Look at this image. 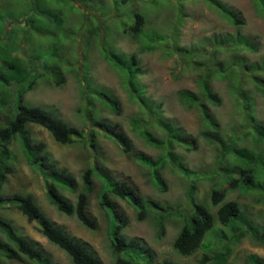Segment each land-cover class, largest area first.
I'll list each match as a JSON object with an SVG mask.
<instances>
[{
	"label": "trees",
	"instance_id": "trees-1",
	"mask_svg": "<svg viewBox=\"0 0 264 264\" xmlns=\"http://www.w3.org/2000/svg\"><path fill=\"white\" fill-rule=\"evenodd\" d=\"M132 1L134 0H0V4L4 5H0V11H13L5 22L0 16V209L13 204L21 216L32 223L50 244L66 254L71 264H104L91 245L71 236L50 220L30 194L14 193L10 197L4 196V185L8 176L15 171L12 165L15 156L10 147L13 142H17L28 165L40 175L49 204L60 214L75 217L89 230L98 228L89 204V198L94 196L106 215L107 236L114 264L175 263L169 260L157 261L156 253L150 246L141 239L128 238L122 233L126 218L117 209L112 198L129 202L136 211L138 221L152 217L156 227L160 229V237L164 235L166 220L177 216L181 221L182 218L180 231L172 243L173 251L186 258L203 248L204 255L197 260V264H227L234 247L244 237L249 238L252 245L264 247V228L238 202L225 200L228 191L239 190L253 195L264 204V120H258L255 109V97L264 96V56L260 62L252 64L241 55V52L257 53L260 49L259 42L256 37L242 32L245 20L232 6L220 0H207L234 27V33L214 35L210 40L207 39L210 51L206 53H203L204 42L194 49L176 44L171 49L187 68H191L192 64L197 65L196 60L202 57L206 62V72L197 79L198 91L181 89L175 93V97L183 109L197 110L200 113L199 137L214 146L218 154L214 161V175L219 177L221 183L228 184L227 189L212 188L210 191L209 202L216 209L213 213L208 206L196 199L195 182L200 179V174L189 169L175 150L176 147L195 150L197 138L187 134L174 119L166 117L162 111V103L146 96L145 87L138 78L142 69L137 55L118 50L109 39L113 37L115 30L133 41H139L140 51L156 48L161 42L163 33L146 26L149 11H131L127 8ZM150 1L154 3L158 0ZM177 1L179 20L174 25V30H178L183 21L184 0ZM251 1L256 12L264 18V0ZM9 2L12 3L9 5ZM75 2L92 14L94 10L100 11V16L106 17L102 20L114 17L117 26H113V30L109 27L104 33L105 39L97 41L105 23H100L101 19L95 15H89L84 17L79 26V31L85 28L88 32L62 40L68 34L62 28L69 14L76 10ZM27 7H31L27 13L31 11L32 15L43 16L53 29L47 32L53 35L51 47L43 54L38 53L34 46L28 48L31 43L28 31L32 24L38 27L37 17L33 16L36 20H31V16H28L31 13L20 15L14 12L15 9H22L23 12ZM90 20L94 23H90ZM23 31L24 36L20 38L19 33ZM59 33L62 34L61 37H55ZM92 41H95L101 58L120 76L122 88L139 107V114L130 118L133 129L139 131L147 144L162 153L155 160L143 154H136V158L148 169V175L160 191L166 189L160 173L166 164L183 172V177L188 181V207L183 211L142 196L127 179H119L104 164L97 139L100 135L116 142L124 154H132L133 146L118 123L101 115L103 110L119 115L120 103L110 90L95 86L92 82L86 59ZM70 42L83 44L82 62L75 60L74 65L71 63L72 68L66 71L72 72L69 74L77 80L81 89L82 101L77 112L84 128L62 120L53 109L30 104L24 99L37 84H46L50 89L61 88L66 84L63 63L59 60L65 59L69 63L68 53L63 55L60 49L67 47ZM163 46L165 47L164 44ZM226 54H229L228 57L222 58ZM71 57L77 58L75 50H72ZM244 72L251 75H244ZM215 80L226 84L229 95L235 100L238 115L244 116V122L230 134L221 130L212 111L222 103L219 94L212 89V82ZM139 120L143 121L144 126L139 125ZM29 125L45 129L60 145L70 146L81 142L89 150L91 161L87 162V167L81 174V186L66 168L59 166L43 142L34 140ZM153 126L164 134L163 138L152 132L149 127ZM236 130H241L239 135ZM67 193L76 195L74 201L70 200ZM206 238L208 243H205ZM246 261L249 264H264V260L257 255H250ZM7 262L56 264L47 252L22 235L12 221L0 216V264Z\"/></svg>",
	"mask_w": 264,
	"mask_h": 264
},
{
	"label": "rangeland",
	"instance_id": "rangeland-1",
	"mask_svg": "<svg viewBox=\"0 0 264 264\" xmlns=\"http://www.w3.org/2000/svg\"><path fill=\"white\" fill-rule=\"evenodd\" d=\"M220 1L232 6L244 18L245 24L242 26V32L251 37H256L259 42L260 49L257 53L241 52V55L252 64L260 62L259 60L264 56V18L256 12L251 0ZM11 3L9 2V5ZM25 3L26 1H24ZM178 3L177 0H158L154 3H151L150 0H134L127 7L131 11L147 9L148 13H150L146 25L147 28H153V31H161L163 33L161 42L153 49L140 51L139 41H133L113 30V26H117L115 24L117 21L114 17L102 20V18L106 17L100 16V11L94 10V14H92L91 11L88 12L84 6H80L77 2H75L76 10L69 14L70 16L62 28L63 31L68 32L67 36L62 40H69L73 35L78 36L79 33L84 34L88 32L85 28L79 31V26L82 25L84 17L95 15L101 19L99 20L100 23H105L99 33L100 39L98 38L97 41L102 38L105 39L104 33L110 27V30L114 32L113 37L109 38L112 44L126 54L137 55L142 69V74L138 78L145 87L146 96L151 97L156 102L162 103L164 115L170 119H174L187 134L197 138V148L195 150H185L182 147H176L175 150L184 159L189 169L200 174V179L195 182L197 201L208 206L215 213L216 209L209 202L210 191L212 188L224 190L228 187L226 182L221 183L219 177L214 175V171L216 170L214 161L218 157V154L214 146L209 145L199 137L201 129L200 113L197 110L187 111L183 109L175 97V93L181 89L198 91L197 79L206 72L204 71L206 62L202 60V57L196 60L197 65L192 64L191 68H187L180 63L178 57L174 55L171 49L174 44L194 49L204 42L205 48L203 53H206L210 51V47L208 46L209 38L219 34H232L234 33V27L207 0H184L182 2L183 21L179 29L174 30V25L179 20ZM0 5L4 6L3 4ZM30 9L31 7H27L23 12L22 9H15L14 12L20 15L31 13L28 15L31 16V20H36L33 16L37 17L38 27L32 24L31 29L28 31V35H31V43L28 45V48L34 46L38 53L43 54L44 51L49 50L51 47L53 35L47 32L53 29L43 19V16L32 15L31 11L27 13ZM11 13L13 11L11 12L10 9H3L0 11V16H2V20L5 22ZM90 23L94 22L90 20ZM164 25L166 27H163ZM19 34L21 38L22 35L24 36V31ZM61 35L59 33L55 37H61ZM92 42L86 54L92 82L95 86L110 90L120 103L119 115L111 114L106 110H103L101 115L111 122L118 123L133 146L132 154H124L116 142L100 135L97 139L101 147L104 164L114 171L119 179H127L142 196L152 199L163 206L183 211L184 208L188 207L186 198L188 181L183 177V172L166 164L160 171L166 189L165 191H160L153 179L148 175V169L136 158V154H143L155 160L162 153L159 149L147 144L140 136L139 131L133 129L130 118L139 114V107L136 102L130 99L125 89L122 88L120 76L101 58L95 46V41ZM80 43L82 44V42ZM81 44L79 45V42L75 44L70 42L67 47L63 46L60 49L63 55L66 52L68 53L67 59L69 60V63L65 59L59 60V62L62 61L63 69L65 70L66 84L64 86L50 89L46 84L40 83L37 84L32 92L24 97L30 104L53 109L62 120L78 128H84L80 115L77 112L82 101L80 95L81 89L78 87L77 80H75L72 74H69L72 72H67L66 69L72 68L71 63L74 65L75 60L82 62L83 59L81 58L83 56L81 53L83 44ZM21 47H23V44H21ZM199 49L201 50V46ZM72 50H75L76 59L71 57ZM164 51L168 54H165ZM228 55L226 54L222 58H226ZM199 62L201 63L198 64ZM77 68L79 67L77 66ZM256 73L261 74L263 72ZM244 75L250 76L251 73L244 72ZM250 87L252 86L250 85ZM212 89L219 94L222 100L220 107L212 108V111L221 125V130L230 134L235 127H239L244 122V116L238 115L235 100L229 95L224 82L213 81ZM255 100L258 120L262 121L264 120V96L257 95ZM139 125L144 126L143 121ZM29 128L34 140L43 142L46 150L58 162L59 166L66 168L75 177L80 186L81 174L86 169L87 162L91 161L89 150L81 142H77L71 146L59 145L45 129L37 125H29ZM149 128L157 137H164V134L156 127ZM240 131L236 130L235 132L239 135ZM10 150L15 156L12 160L15 171L14 174L8 176L4 185V196L10 197L14 193L30 194L50 220L66 230L71 236L91 245L104 264H114L107 236L106 215L99 208L94 196L89 198V204L91 206V215L97 220L98 228L97 230H89L83 227L75 217H67L60 214L49 204L46 200L44 185L40 175L28 165L17 142L11 144ZM212 175L214 176L212 177ZM67 196L71 201H74L76 197L75 194L69 193H67ZM225 200L238 202L251 215L252 219L264 228V204L257 201L253 195L241 193L239 190H230ZM112 201L126 218V226L123 228L122 233L128 238L141 239L150 246L156 253L157 261L169 260L175 264H197V260L202 257L205 251L203 248H200L194 255L186 258L180 257L173 251L172 243L180 231L183 223L182 218L181 221L176 218L177 216L166 220L163 228L164 235L160 237V229L156 227L152 217L145 221H138L136 219V211L129 202L115 198H112ZM0 216L12 221L13 225L22 235L32 240L38 247L47 252L56 264H71L66 254L50 244L32 223L27 222L21 216L13 204L0 209ZM216 226L219 227L220 225L216 222ZM205 243H208L207 238L205 239ZM250 255H257L264 260V247L254 246L249 238L244 237L234 247L227 264H249L246 259ZM6 264L29 263L7 262Z\"/></svg>",
	"mask_w": 264,
	"mask_h": 264
},
{
	"label": "clouds",
	"instance_id": "clouds-1",
	"mask_svg": "<svg viewBox=\"0 0 264 264\" xmlns=\"http://www.w3.org/2000/svg\"><path fill=\"white\" fill-rule=\"evenodd\" d=\"M60 145V144H59ZM65 146H67V145H65ZM71 146V145H70ZM78 183V182H77ZM79 184V183H78ZM81 184H82V180H81V182H80V186H81ZM45 238V237H44ZM46 239V238H45ZM47 240V239H46ZM48 241V240H47ZM104 263V262H103Z\"/></svg>",
	"mask_w": 264,
	"mask_h": 264
}]
</instances>
